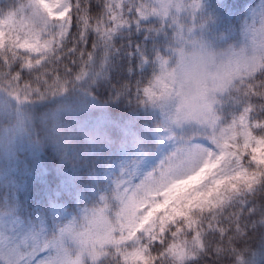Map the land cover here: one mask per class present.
I'll use <instances>...</instances> for the list:
<instances>
[{
    "label": "snow or ice",
    "instance_id": "snow-or-ice-1",
    "mask_svg": "<svg viewBox=\"0 0 264 264\" xmlns=\"http://www.w3.org/2000/svg\"><path fill=\"white\" fill-rule=\"evenodd\" d=\"M0 264H264V0H0Z\"/></svg>",
    "mask_w": 264,
    "mask_h": 264
},
{
    "label": "trees",
    "instance_id": "trees-1",
    "mask_svg": "<svg viewBox=\"0 0 264 264\" xmlns=\"http://www.w3.org/2000/svg\"><path fill=\"white\" fill-rule=\"evenodd\" d=\"M229 3H240L245 2V0H228Z\"/></svg>",
    "mask_w": 264,
    "mask_h": 264
}]
</instances>
